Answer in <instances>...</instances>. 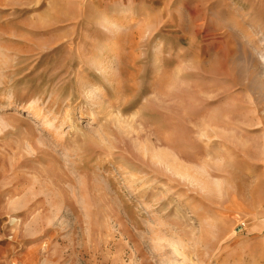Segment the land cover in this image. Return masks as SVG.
Wrapping results in <instances>:
<instances>
[{
  "label": "rangeland",
  "instance_id": "rangeland-1",
  "mask_svg": "<svg viewBox=\"0 0 264 264\" xmlns=\"http://www.w3.org/2000/svg\"><path fill=\"white\" fill-rule=\"evenodd\" d=\"M0 264H264V0H0Z\"/></svg>",
  "mask_w": 264,
  "mask_h": 264
},
{
  "label": "bare ground",
  "instance_id": "bare-ground-1",
  "mask_svg": "<svg viewBox=\"0 0 264 264\" xmlns=\"http://www.w3.org/2000/svg\"><path fill=\"white\" fill-rule=\"evenodd\" d=\"M179 173V172H178ZM181 177V176H180Z\"/></svg>",
  "mask_w": 264,
  "mask_h": 264
}]
</instances>
